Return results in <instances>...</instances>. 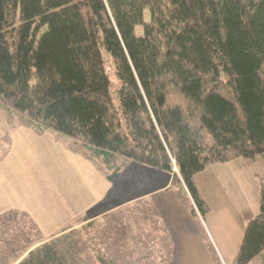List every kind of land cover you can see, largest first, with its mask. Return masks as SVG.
Returning a JSON list of instances; mask_svg holds the SVG:
<instances>
[{
	"label": "trees",
	"instance_id": "obj_1",
	"mask_svg": "<svg viewBox=\"0 0 264 264\" xmlns=\"http://www.w3.org/2000/svg\"><path fill=\"white\" fill-rule=\"evenodd\" d=\"M0 107L114 173L120 158L171 173L205 216L197 173L264 158V0H0ZM60 237L18 264H81ZM262 253L264 181L233 264Z\"/></svg>",
	"mask_w": 264,
	"mask_h": 264
},
{
	"label": "rangeland",
	"instance_id": "obj_2",
	"mask_svg": "<svg viewBox=\"0 0 264 264\" xmlns=\"http://www.w3.org/2000/svg\"><path fill=\"white\" fill-rule=\"evenodd\" d=\"M149 20L150 11L146 10L145 21ZM136 34L143 35L142 25L136 27ZM50 141L91 163L99 176L109 182L112 187L106 190L103 199L94 205L91 201L87 202L85 196H76L74 201H68L69 196H75V191L79 189L77 186L70 193H67L66 187L68 198L65 200L63 196L66 194H59L60 186L53 173L48 168L44 172L41 169L39 173L36 159H41V151L35 149H42V143ZM79 149L80 145L73 139L49 130L39 133L21 124L15 116H8L0 107V201H11L25 207L33 205L31 214L18 210L0 216V249L9 263L14 264L30 249L60 237L59 233L64 231L78 243L82 242L83 247L79 246L81 264H102L100 257L106 264H167L168 257L159 255L161 245L166 244L159 238L164 236L160 234L155 219L144 220L143 212L138 210L143 205L139 204L138 191L144 187L149 189L154 184L164 185L170 178L173 184V175L154 168L144 171L140 167L144 165L135 162L125 166V162L132 161L123 158L116 162L114 173L105 168L100 160L87 157ZM207 168L197 176L205 194L212 196L210 190L218 186L221 193L228 195L230 182L222 164L216 163ZM252 168L264 178L263 157L259 156ZM82 169L73 173L79 180L87 182L84 179L86 172ZM173 171L177 172V168ZM66 174L71 177L70 170ZM60 203L67 208H59ZM97 210L100 212L97 216L87 219ZM72 229L79 232L70 233ZM155 245L159 248H152Z\"/></svg>",
	"mask_w": 264,
	"mask_h": 264
},
{
	"label": "crops",
	"instance_id": "obj_3",
	"mask_svg": "<svg viewBox=\"0 0 264 264\" xmlns=\"http://www.w3.org/2000/svg\"><path fill=\"white\" fill-rule=\"evenodd\" d=\"M60 147L59 144L51 141L42 143V149L36 147L35 150L41 151V159H36V169L39 173L41 169L44 172L45 168L53 173L54 179L58 181L57 185L60 186L58 191L61 196L66 194V187L67 193H70L79 186V189L75 191V196L71 195L68 198L66 194L63 196L65 200L68 198V201L70 199L74 201L76 196L80 198L85 196L86 201H91V204L94 205L103 199L106 190L112 187L109 186V182L99 176L98 170L91 163ZM132 163L125 162V166ZM220 164H222L230 182L228 195L221 193L218 186L210 190L212 196L205 194L197 180L200 172L195 175L198 189L211 209L205 216H202L197 210L187 188L184 186L182 189L173 185L171 178L164 185L154 184L153 187H148L149 189L144 187L143 190L138 191V199H141L139 204H143L138 210L143 212L144 220L150 219V217L154 218L160 234L164 236V238H159L166 243L161 245L164 251L162 252L160 248L159 255L168 257L167 264H233L245 226L259 213V194L261 181H264V178L256 173L252 165L247 164L243 158ZM82 167L86 172L84 179L87 182L83 179L79 180L73 173V171L83 170ZM140 167L144 171L151 169ZM30 168L32 169L31 166ZM68 170L71 171V177L66 174ZM157 171L154 170V172ZM53 183L55 181L49 182V184ZM84 190L86 193H83ZM31 206L33 205L25 207L11 201H0V216L18 210L31 214ZM59 208L65 210L67 206L64 207L60 203ZM192 208L196 210L197 216L192 214ZM44 217L47 218V216ZM64 233L63 231L59 234L61 236ZM40 245L27 251L14 264H18ZM149 246L151 247V245ZM80 247L82 248V246ZM80 247L79 249H81ZM152 248L158 249L159 247L155 245ZM249 264H264V253Z\"/></svg>",
	"mask_w": 264,
	"mask_h": 264
}]
</instances>
